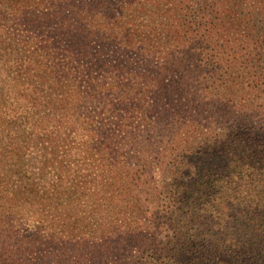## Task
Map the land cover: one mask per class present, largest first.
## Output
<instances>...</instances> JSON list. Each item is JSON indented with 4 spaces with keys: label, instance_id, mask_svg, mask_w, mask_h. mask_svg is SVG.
<instances>
[{
    "label": "trees",
    "instance_id": "1",
    "mask_svg": "<svg viewBox=\"0 0 264 264\" xmlns=\"http://www.w3.org/2000/svg\"><path fill=\"white\" fill-rule=\"evenodd\" d=\"M0 50L52 85L0 103L42 161L0 172V264L116 234L125 264H264V0H0Z\"/></svg>",
    "mask_w": 264,
    "mask_h": 264
},
{
    "label": "rangeland",
    "instance_id": "2",
    "mask_svg": "<svg viewBox=\"0 0 264 264\" xmlns=\"http://www.w3.org/2000/svg\"><path fill=\"white\" fill-rule=\"evenodd\" d=\"M48 28L42 30L30 29L27 31L28 35H47ZM66 40V37H64ZM8 54V55H7ZM20 55L14 56L12 54L3 52L0 50V103L9 104L13 100V95L10 92L11 86H16L13 90L25 93V90H30L32 86L38 88H47L52 86L50 83H45L44 86L39 87L37 78L32 71H25L21 69L15 70L14 67L9 68V64H13L15 61L20 64ZM10 62V63H9ZM94 61L90 58L85 59L82 57L80 65L88 69L92 66ZM89 65V66H87ZM98 75L102 74L100 69L94 68ZM81 86V85H79ZM27 88V89H26ZM259 90H264V86H258ZM29 92V91H27ZM7 100V101H6ZM17 100H25L24 96H17ZM264 102V94L259 96V103ZM30 133L25 131L22 127L20 129L10 128L9 132H1L0 148L8 150L7 145L13 150H17L14 156L6 155L5 158H0V172H7V188L10 190L14 181L18 178L19 173L23 182L30 181L27 179L31 174L37 173L42 167V161H39V157L36 154L38 151L28 143V137ZM16 139V140H15ZM13 140L16 142V148L13 146ZM10 144H12L10 146ZM48 165L52 166V162L49 161ZM28 240V237L24 233H20L17 236V240ZM50 239V238H49ZM42 241L40 243L34 241L31 251L28 254H22V264H125L128 261V257L132 260H136L138 256V246L136 244V236L130 234L112 235L109 238L103 239H84L78 242H71L66 239H51ZM124 245H128L130 255L122 249ZM125 250H128L125 247Z\"/></svg>",
    "mask_w": 264,
    "mask_h": 264
}]
</instances>
